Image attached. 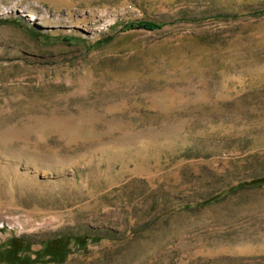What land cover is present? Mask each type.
<instances>
[{
    "label": "rangeland",
    "instance_id": "obj_1",
    "mask_svg": "<svg viewBox=\"0 0 264 264\" xmlns=\"http://www.w3.org/2000/svg\"><path fill=\"white\" fill-rule=\"evenodd\" d=\"M262 178L264 0H0V264H264Z\"/></svg>",
    "mask_w": 264,
    "mask_h": 264
},
{
    "label": "trees",
    "instance_id": "obj_2",
    "mask_svg": "<svg viewBox=\"0 0 264 264\" xmlns=\"http://www.w3.org/2000/svg\"><path fill=\"white\" fill-rule=\"evenodd\" d=\"M224 17V16H223ZM227 17V16H226ZM140 25H143L147 28H153L156 26H159L156 22L153 21H148V20H143L139 22ZM135 23L131 24V26H134ZM253 187H260L262 185H264V178L257 180L254 183L250 184ZM241 188H245V186L241 187ZM240 188H235V190H238ZM225 194L228 193L227 191L224 192ZM72 241H75L76 243L79 244H83L84 241L81 239L79 240L77 237H73L71 235L68 234H63V235H59L58 237H56L55 239H52L50 241H45L43 243V247L40 251L36 252V256L35 258L31 259L30 262L28 263H38L42 258V256H48L49 259L46 261H50V262H56V261H60V259L64 258V256H66L69 251L71 250L70 248V244L72 243ZM14 246V247H13ZM10 246V248H19L18 245H13ZM15 248V249H16Z\"/></svg>",
    "mask_w": 264,
    "mask_h": 264
}]
</instances>
